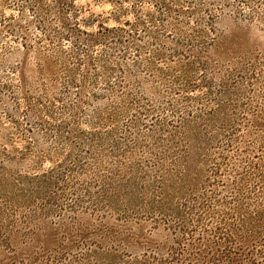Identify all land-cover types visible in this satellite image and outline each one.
I'll list each match as a JSON object with an SVG mask.
<instances>
[{
	"label": "rangeland",
	"instance_id": "rangeland-1",
	"mask_svg": "<svg viewBox=\"0 0 264 264\" xmlns=\"http://www.w3.org/2000/svg\"><path fill=\"white\" fill-rule=\"evenodd\" d=\"M0 264H264V0H0Z\"/></svg>",
	"mask_w": 264,
	"mask_h": 264
}]
</instances>
